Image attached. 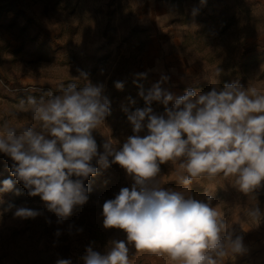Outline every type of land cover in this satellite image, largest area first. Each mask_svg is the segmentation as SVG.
I'll return each instance as SVG.
<instances>
[{
    "label": "rangeland",
    "instance_id": "rangeland-1",
    "mask_svg": "<svg viewBox=\"0 0 264 264\" xmlns=\"http://www.w3.org/2000/svg\"><path fill=\"white\" fill-rule=\"evenodd\" d=\"M80 71L92 83L105 84L110 100L111 114L93 132L101 152L106 139L118 141L119 148L133 135L122 109L143 108L141 87L147 91L162 75L169 78L162 87L176 96L187 88L207 92L232 82L264 94V0H206L203 5L201 0H0V126L37 124L19 102L59 94V86L74 82ZM114 81H123V89L117 90ZM151 107L164 111L157 102ZM11 164L0 153V187L4 179H15L8 171ZM160 168L161 187L205 202L211 196V206L226 226L243 237L246 252L233 255L229 250L219 264H264V184L244 194L235 176L220 173L205 175L187 188L177 182L176 166L169 162ZM132 183L118 164L90 176L85 181L91 189L88 202L77 206L63 225L55 223L38 196L29 197L16 183L20 195L0 193V210L8 204L42 209L52 223L45 216H0V264H56L58 258L83 264L90 242L101 254L112 240L127 243L122 230L103 227L102 206ZM257 207L261 215L250 216ZM72 222L83 232L69 236L66 229ZM57 228L63 230L58 239ZM127 246L130 264H178L167 254Z\"/></svg>",
    "mask_w": 264,
    "mask_h": 264
},
{
    "label": "clouds",
    "instance_id": "clouds-1",
    "mask_svg": "<svg viewBox=\"0 0 264 264\" xmlns=\"http://www.w3.org/2000/svg\"><path fill=\"white\" fill-rule=\"evenodd\" d=\"M205 2L201 0V5ZM197 11L193 9V14ZM168 79L162 75L147 91L141 87L138 95L143 108L122 109L133 135L119 148L118 141L106 139L103 151H98L93 132L111 114L110 100L104 95L105 84L92 83L83 71L74 82L61 84L59 94L49 92L46 98L19 102L18 107L27 108L37 124L17 128L5 122L0 126V153L10 157L8 171L15 178L4 179L0 193L20 195L15 184L21 183L29 197L38 196L44 202L57 225L88 202L91 189L85 181L100 170L118 164L133 181L131 188L122 187L102 206L103 227L122 230L127 243L112 240L101 254L93 250L95 242H90L81 257L83 264H130L129 244L136 251L167 254L178 264H219L229 250L233 255L247 250L243 237L229 229L211 206V196L205 202L180 190H165L158 177L160 166L170 162L176 166L177 182L187 188L205 175L220 173L235 176L241 193L261 187L264 94L232 82L207 92L187 88L176 96L162 87ZM114 87L122 90L124 82L114 81ZM153 102L163 105L164 111L155 112ZM135 103L129 98L130 105ZM7 212L14 219L45 216L44 210L25 205L8 204L0 216ZM249 215L259 217L261 209L254 208ZM45 222L52 220L45 216ZM66 232L73 236L83 228L72 222ZM62 234L60 228L54 232L57 239ZM56 264H73V260L58 258Z\"/></svg>",
    "mask_w": 264,
    "mask_h": 264
}]
</instances>
